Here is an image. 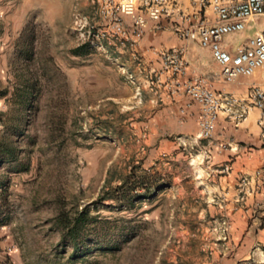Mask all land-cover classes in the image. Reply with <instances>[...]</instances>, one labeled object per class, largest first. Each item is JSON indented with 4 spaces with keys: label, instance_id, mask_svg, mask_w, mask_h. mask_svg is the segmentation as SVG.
Here are the masks:
<instances>
[{
    "label": "rangeland",
    "instance_id": "obj_1",
    "mask_svg": "<svg viewBox=\"0 0 264 264\" xmlns=\"http://www.w3.org/2000/svg\"><path fill=\"white\" fill-rule=\"evenodd\" d=\"M75 14L99 20L86 0H0V264H213L216 223L177 196L189 153L144 151L154 76L124 69L123 50L82 45ZM256 31L264 16L224 40L236 48ZM122 85L131 102L103 99ZM260 250L242 264H264Z\"/></svg>",
    "mask_w": 264,
    "mask_h": 264
},
{
    "label": "crops",
    "instance_id": "obj_2",
    "mask_svg": "<svg viewBox=\"0 0 264 264\" xmlns=\"http://www.w3.org/2000/svg\"><path fill=\"white\" fill-rule=\"evenodd\" d=\"M179 9L183 15L195 13L188 0H180ZM174 19H162L158 31L151 25L136 48L124 49L125 54L116 58L121 59L122 67L129 72L146 79L154 76L159 82L153 87L156 101L144 104L141 122H137L141 125L144 151L157 158L167 155L168 160H178L188 152L187 166L192 179L186 183L188 192L181 190L177 196L190 202L186 212L193 218H204L210 225L221 221L228 225V241L212 244L216 254L223 256L212 263L242 264L251 254L259 256L260 247L264 248V130L259 125L260 113L253 109L237 126L220 113L211 139L200 140L197 138L199 107L188 100L181 86L202 79L214 92L245 101L253 88L264 92V69L231 84L223 83L219 67L208 50L177 39L172 30ZM160 48L180 51L185 63L183 74L170 75L168 68L151 52ZM121 88L108 92L103 99L131 102L133 89L128 92L125 86ZM222 145L226 147L223 150L219 149ZM203 229L207 234L209 228L203 226ZM227 253L231 255L226 256Z\"/></svg>",
    "mask_w": 264,
    "mask_h": 264
},
{
    "label": "built area",
    "instance_id": "obj_3",
    "mask_svg": "<svg viewBox=\"0 0 264 264\" xmlns=\"http://www.w3.org/2000/svg\"><path fill=\"white\" fill-rule=\"evenodd\" d=\"M86 1L95 7L102 22L95 23L75 14L73 24L81 44L97 52L134 49L151 25L158 31L162 19L176 18L172 30L177 39L208 50L212 61L219 67L223 83L231 84L240 77L248 78L264 69V32L256 31L236 48L224 40L225 36L244 32L249 23L264 16V0H188L195 11L192 16L181 13L180 0ZM151 52L168 68L171 76L184 73L185 63L180 51L160 48ZM127 79L133 84L131 76ZM156 85H159L157 78L150 80L151 88ZM181 89L188 100L199 107L197 138L200 140L211 139L220 113L226 114L237 126L250 111L258 110L259 125L264 130V92L260 88H253L245 101L214 92L202 79L184 83ZM180 113L183 114L184 110L181 109ZM225 148L219 146V149ZM241 181L245 183V179ZM213 231L219 235L220 241L227 242L228 225L225 221L218 223Z\"/></svg>",
    "mask_w": 264,
    "mask_h": 264
},
{
    "label": "trees",
    "instance_id": "obj_4",
    "mask_svg": "<svg viewBox=\"0 0 264 264\" xmlns=\"http://www.w3.org/2000/svg\"><path fill=\"white\" fill-rule=\"evenodd\" d=\"M58 222L65 228H67L70 224V221L63 214H60L58 217Z\"/></svg>",
    "mask_w": 264,
    "mask_h": 264
}]
</instances>
